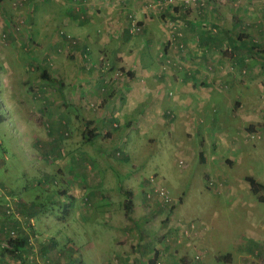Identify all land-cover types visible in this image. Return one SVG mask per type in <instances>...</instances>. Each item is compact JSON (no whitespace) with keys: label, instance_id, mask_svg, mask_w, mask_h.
Here are the masks:
<instances>
[{"label":"crops","instance_id":"crops-1","mask_svg":"<svg viewBox=\"0 0 264 264\" xmlns=\"http://www.w3.org/2000/svg\"><path fill=\"white\" fill-rule=\"evenodd\" d=\"M79 1L78 6L82 8L65 12L62 23L69 30L68 33L82 38L80 48L63 54L62 59L70 69L65 67L66 69H60L56 73L51 68L52 65H48L44 72H35L33 78L28 73L19 72L18 75L11 72L16 75L18 84L16 87L8 85L10 82L7 78L5 88L8 100L14 105L20 104L19 106L32 110L31 107L38 104L40 107L47 106V110L54 113H66V119L64 117L62 121L65 125L69 120L67 106L79 107L80 118L87 121V127L78 126L76 133L70 132L66 136H63L62 131L55 132L44 140L37 133L36 138L33 136L37 142L31 140L38 148L41 147L40 143H45L47 150L54 156L56 154L54 161L63 159L66 164L73 161L69 164L72 168H38L40 173L34 175H40L44 179L59 177L63 195H68L74 201L82 197L93 208L89 209L87 204L83 206L79 204L81 202H77L78 214L81 216L78 222L81 225H77L73 235L67 236L69 241L61 245L58 235L52 233V230H57L61 225L56 224L64 221L75 228L76 220H70L73 218L72 212L65 210L57 219L51 213L37 209V203L30 198L31 195L28 198H18L10 188L3 187L0 191V214L4 204L13 199H19V211L8 220L0 221V250L3 251L0 264H262L264 239L259 240L258 235H264V229L256 232L257 223L253 222L252 217L250 219L254 232L241 238L235 252H214L205 247L206 239L195 234L193 222L188 223L184 219H176L175 222L174 210L167 213L159 206L146 205L145 193L151 186L149 180L154 182L156 179L152 176L148 180L145 178V183H140L141 175L138 172L135 179L130 178L135 171L130 172L123 161L132 160V148H135V153H141L143 149L142 140L131 136L133 128L139 127V133L144 129L149 131L157 124L163 126L170 121L167 116L174 108L180 110L184 121L188 122L192 115L189 109L208 112L204 109L206 102L219 99L222 106L215 107L232 121L241 119L243 122L242 127L238 128L241 134H250L259 128V123L261 126L264 121V0H240L234 5L230 0H209L207 5L211 3L212 6L205 8L207 17L202 18L206 25L202 24V20L195 23L197 31L202 30L203 36L193 34L194 27L191 25L189 34H192L184 38L185 46L190 51L180 50L166 38L158 46L155 45L159 33L163 31L165 34V19L168 21V18L173 17L172 14H166L164 24L154 13L144 11L141 6L144 2L131 0V15L144 21L143 29L137 35L146 36L142 40L144 45H137L129 28H126L127 33L121 38L114 37L117 33L116 28H113L117 21L114 11L117 7L110 8L99 3L108 0L94 1L100 4V10H87L88 0ZM125 4H129V1ZM136 6L139 9L135 12ZM179 12L182 18L183 15L187 16L182 9ZM198 12L202 17L203 13ZM117 16L128 18L126 15ZM96 19L101 22L92 26L91 22ZM108 20L112 24L110 27L107 25ZM207 24L211 27L209 33H206ZM202 25L206 26V30H203ZM231 27L235 29L233 33L229 30ZM247 28L250 29L248 32ZM250 34L253 39L248 43ZM153 46L157 47L156 54ZM56 48L58 51L59 46ZM169 49H173V62L163 70L165 61H162L164 58L160 54L162 50L168 52ZM106 59L112 66L104 69L102 67ZM184 62L188 64L187 67L181 65ZM232 63L233 68L230 67ZM94 65L100 67L96 70L92 68ZM243 68L248 69L246 75L241 72ZM59 83L57 93L55 86ZM33 88L41 93H29ZM258 90L262 92L261 105ZM174 91H178V96L174 95ZM203 96L206 98L205 103ZM32 116L40 126V117L35 114ZM223 120L225 118H221V122ZM246 127L248 128L245 129ZM168 129L172 132V128ZM155 141L154 138L150 139L152 144ZM230 141L225 139L223 142ZM56 143L59 144L57 147L54 146ZM179 148L185 151V148ZM227 148L231 150L232 147L228 145ZM118 152L121 153L120 156L117 155ZM151 154L145 163L139 164V169L151 166L149 160L154 157ZM223 155L225 153L218 158L224 160ZM199 156L201 160L208 162L205 154ZM216 157V154L212 156L213 161ZM227 161L232 164L235 162L230 157ZM121 174L125 177L118 183L120 177L117 176ZM252 177L262 185L257 195L264 203V173ZM139 185L143 191L142 199L136 191ZM128 193L134 204L129 214L124 205ZM147 201L150 202L149 199ZM99 208H103L102 213L107 217L111 228L116 229L111 234L115 243L113 254L109 257L113 260L111 262L101 260L103 255H100V249L92 240L95 229L88 226L94 221L101 223L104 220ZM257 213L263 215L264 207L257 210ZM10 229H15L24 242V246L19 247L21 250L9 248L7 239L10 236L7 232ZM81 233L88 241L84 240L82 245L77 246L74 239H84ZM197 253V256L200 255L198 260L194 258ZM48 258L51 260L49 263Z\"/></svg>","mask_w":264,"mask_h":264},{"label":"rangeland","instance_id":"rangeland-1","mask_svg":"<svg viewBox=\"0 0 264 264\" xmlns=\"http://www.w3.org/2000/svg\"><path fill=\"white\" fill-rule=\"evenodd\" d=\"M94 1H87V10L88 8L89 10H100V4L101 6L106 4L110 8L117 7V10L114 11L117 21H115L116 25L113 24V28L117 30V33L114 34L115 38H121L124 33H127L126 28H129V32L131 31L127 24L132 20L144 22L142 19L138 20L131 15L133 12V9L129 8L132 7L131 0H108L99 2L100 4L94 3ZM127 1L129 4H125ZM230 1L234 5V3L238 4L240 0ZM137 2H144V5L141 4L144 11L154 13L162 23L165 24L166 20L165 34L163 31L159 33L155 44L157 46L165 38L170 42L175 39L183 41L187 35L197 34V27H194V32L189 34V30L192 28L186 27L184 20L190 19L191 25L194 22L198 23L202 18L207 17L205 8L209 9V6H212L211 3L206 4L201 10L202 17L199 16L200 14L194 6L181 8L187 14V16L183 15L182 18L181 13L176 9L181 5L176 2L170 0H137ZM79 4V0H3L0 3V191L6 187L7 189L10 188L18 198H28L31 195L30 198L37 203V209L44 213L49 212L57 219L65 213V210H70L72 212L71 217H73L70 220H76L75 228H71L64 221L62 224H56V226L61 225L57 230H52V233L58 235L61 245L67 243L69 241L67 236L73 235V231L77 230L76 227L81 225L78 222V219L81 220V216L78 214L77 202H81L79 204L83 206L87 204L89 209L93 207L85 203L82 197H78L74 201L68 195H63L61 192L62 181L59 177L52 176L44 179L40 175H34L40 173L38 168L57 169L59 166L70 169L72 167L69 164L73 161L67 164L63 162V159L54 161L57 156L47 150L45 143H40L41 147L38 148L31 143V140L37 142L35 139L38 136L37 133L40 134L39 137L42 140L47 139L50 134L55 132L62 131L63 136L70 132L76 133L78 126L80 128H83L84 125L87 127V121L80 118L81 112L78 106H67L69 120L65 125L62 121L64 117L66 119V113H54L48 111L47 106L40 107L38 104L34 105L39 109L38 111L35 107L28 110L24 106H19L20 104L14 105L8 100L5 87L7 78L10 82L8 85L17 86L18 79L13 73H18V75L19 72L28 73L30 78H33L35 72L36 74L39 71L44 72L48 65H52L51 68L56 73L65 67L70 69L68 63L62 59L63 54L66 55L68 51L80 48L82 38L68 33L69 30L64 28L62 23L65 12H69L71 9L80 10L82 7L78 6ZM136 7L135 12L139 9V6ZM174 13L177 15L174 16ZM118 14L119 16L126 15L128 18L118 17ZM166 14H172L173 17L168 18L167 21L165 19ZM101 18H103L102 15ZM256 19L257 17L254 18V20ZM100 22V19H96L91 22V25L95 26ZM202 24L206 25V21ZM107 25L108 27L112 25L110 20H108ZM204 25H202L203 30H206ZM207 26L206 33L207 31L209 33L211 27L209 24ZM229 30L233 33L235 29L231 27ZM249 30L247 28L246 31ZM132 34H134L137 45L139 43L142 45V40L146 36H137L139 30ZM252 39L253 35L250 34V37L247 38L248 43ZM57 45L59 46L58 51L61 53H58ZM187 48L185 47L184 51H190V48ZM152 49L156 54L157 47L153 46ZM172 54L173 49H169L168 52L161 51L160 57L164 58L162 61H165L163 70L169 68L173 62ZM105 61L110 62L108 59ZM181 65L183 67L188 66L185 62ZM98 67L100 66L94 65L92 68L97 70ZM59 88L60 83L55 86V92L58 93ZM32 91L41 93L35 88L30 89L29 93ZM177 92L174 91L175 96ZM257 95L261 105L263 102L261 90H258ZM202 99L205 103V96ZM215 106H222L219 99L206 102L204 109H207L208 112L189 109L192 115L188 122L184 121L181 111L174 108V110H170L169 116H167L170 121L163 126L157 124L151 130L144 129L139 133V127L135 126L131 136H136L142 140L143 149H141V153H139L140 151L135 153V148H132L131 153H134L131 155L132 160L130 162L123 161V164L130 172L135 171V174L130 178L135 179L138 172L137 174L141 175L140 183H145L147 178L151 179L154 176L153 179H156L154 182L149 180L150 187L164 186L168 190L173 202L167 206L165 211L170 213L174 210L175 222L176 219H184L188 223L193 222L195 234L207 240V243H204L205 247L214 252H235L237 244L242 241L241 238L254 232L253 222L257 223L256 232L264 229V214L257 213V210L262 206L264 207V203L253 192L251 184L247 180L249 175L257 177L264 173V140L257 137L251 138L249 132L241 134L238 130L243 125L241 119L232 121L228 115ZM33 114L40 117V126L36 124ZM221 118H225V121L221 122ZM210 123L212 124L211 127L209 126ZM258 125L260 128V123ZM187 126L189 127L187 128ZM169 127L172 128V132L169 131ZM151 138L156 139L153 144L150 142ZM225 139L231 141L223 142ZM58 145L57 143L54 144L56 147ZM228 145L232 147L231 150L227 148ZM179 147L185 148V151ZM202 153L208 157V162L200 159L199 154ZM223 153H225L222 157L224 160L218 158ZM149 154L154 156L149 160L151 166L139 169V164L145 163ZM214 154L217 155L215 161L212 159ZM38 155L42 158L40 159ZM60 155L59 153V157ZM117 155L120 156L121 153L118 152ZM228 157L233 158L235 162L233 164L228 162ZM194 159L196 160L194 161ZM133 163L136 166H133ZM117 177H120L118 183H121L125 175L121 174ZM146 185L150 184L146 183ZM136 191H138V197L142 199L143 191L140 185ZM119 192L122 194L121 191ZM62 195L63 197H61ZM155 198L158 197L155 196ZM16 206V210L19 211L17 209L19 204L17 203ZM99 209L101 211L100 216L104 220L101 223L94 221L88 226L95 229L92 240L100 249V255H103L101 260L111 262L113 260L109 257L115 249L111 234L116 232V229L111 228L110 222H107V217L102 213L103 208ZM1 212L6 215L2 220H8L14 216V213H7L5 204ZM250 217L253 218V222H251ZM59 230L61 233H58ZM81 235L84 236L83 233ZM85 238L84 236V239H74V244L82 245L84 240V242L88 241ZM258 238L259 240L264 239V235H258ZM2 253L3 251L0 250V256ZM197 255L198 253L194 258ZM50 261L48 258L47 262Z\"/></svg>","mask_w":264,"mask_h":264},{"label":"built area","instance_id":"built-area-1","mask_svg":"<svg viewBox=\"0 0 264 264\" xmlns=\"http://www.w3.org/2000/svg\"><path fill=\"white\" fill-rule=\"evenodd\" d=\"M171 2H176L178 3L179 5H181L180 7H183L182 9H185V8H188V7H192L194 6L198 11H201L207 4V2L209 0H170ZM204 21V20H202ZM130 30L131 32L134 33V31L136 30H142L143 29V26L141 24V22H138L137 20H132V22H130ZM174 44L176 47H178L180 50H184V48L186 47L185 44L181 41V40H172L171 41V45ZM103 67L104 69H107L109 68V66L111 65L110 62H104L103 63ZM233 63L230 65L231 68H233ZM236 68V67H235ZM242 74L246 75L247 74V68H243L241 70ZM263 98H264V95H263ZM118 124H116L117 126ZM250 137L251 138H262L264 139V122L263 124L260 126L259 129H255L254 131L250 132ZM153 190L155 191L156 194H148V198H152L153 195H156L158 198L162 199L166 204L167 203H172V198L170 197L169 195V192L168 190L164 187V186H155L153 188ZM158 194V195H157ZM17 199H13V201L11 202H8L5 204V207L7 209V213H10V214H13V213H16L17 210L15 208L16 204L18 203ZM4 217H6V215L4 214H0V220H2V218L4 219ZM9 233V236L10 238H16L18 236L17 234V231L15 229H11V230H8ZM9 240V239H7ZM6 240V241H7ZM200 258V255L199 256H196L195 259H199ZM58 264H63L62 262L58 263ZM181 264V263H180ZM262 264H264V257L262 259Z\"/></svg>","mask_w":264,"mask_h":264},{"label":"trees","instance_id":"trees-1","mask_svg":"<svg viewBox=\"0 0 264 264\" xmlns=\"http://www.w3.org/2000/svg\"><path fill=\"white\" fill-rule=\"evenodd\" d=\"M3 0H0V3L2 2ZM181 8L183 7H177L176 9L180 10ZM185 21V25L186 27H190L191 26V20L190 19H186L184 20ZM193 22V21H192ZM142 24V22H141ZM193 27H196L195 26V22L192 24ZM195 29V28H193ZM199 34V37H202L203 36V33H202V30L201 31H198ZM186 38V37H185ZM182 41V40H181ZM184 44L186 43L185 40L182 41ZM247 180L250 182L251 184V188L253 190L254 193L258 194L261 190V187L262 185L260 183H258L252 176H247ZM153 188L155 186H152ZM153 188H151L149 186V188L147 189L146 193H145V198H146V201H145V204L148 205L149 207H155V206H159V208L163 211H165V209H167V206H170V203H165L162 199L160 198H155L156 195H153L152 198H148V194L152 193V194H156L155 191L153 190ZM128 199H126L124 205H125V209H126V213L129 214L132 210H133V201L131 200V197H130V194L128 193ZM158 195V194H157ZM150 200V202H153V203H147L148 201L147 200ZM1 221V220H0ZM8 245H9V248L10 247H13V249H15V251H18V250H21L19 249V247H23L24 246V242L22 241V239L17 236L16 238H10L8 240Z\"/></svg>","mask_w":264,"mask_h":264}]
</instances>
